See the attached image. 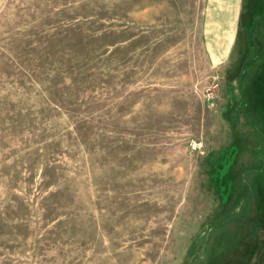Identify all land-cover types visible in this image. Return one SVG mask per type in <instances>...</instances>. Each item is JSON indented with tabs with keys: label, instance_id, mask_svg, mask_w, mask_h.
<instances>
[{
	"label": "rangeland",
	"instance_id": "374dc122",
	"mask_svg": "<svg viewBox=\"0 0 264 264\" xmlns=\"http://www.w3.org/2000/svg\"><path fill=\"white\" fill-rule=\"evenodd\" d=\"M204 4L0 0V264H264V65Z\"/></svg>",
	"mask_w": 264,
	"mask_h": 264
},
{
	"label": "crops",
	"instance_id": "0c3cea01",
	"mask_svg": "<svg viewBox=\"0 0 264 264\" xmlns=\"http://www.w3.org/2000/svg\"><path fill=\"white\" fill-rule=\"evenodd\" d=\"M204 11V35L208 37L206 45L210 58L218 63L226 62L238 40L241 47L237 51L239 65L246 69L252 66L248 56L253 49L260 54L257 63L263 67L264 0H205Z\"/></svg>",
	"mask_w": 264,
	"mask_h": 264
}]
</instances>
